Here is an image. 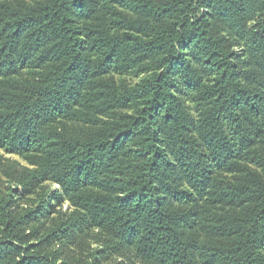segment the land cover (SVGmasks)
Masks as SVG:
<instances>
[{
  "label": "trees",
  "instance_id": "1",
  "mask_svg": "<svg viewBox=\"0 0 264 264\" xmlns=\"http://www.w3.org/2000/svg\"><path fill=\"white\" fill-rule=\"evenodd\" d=\"M0 151V264H264V0H0Z\"/></svg>",
  "mask_w": 264,
  "mask_h": 264
},
{
  "label": "rangeland",
  "instance_id": "2",
  "mask_svg": "<svg viewBox=\"0 0 264 264\" xmlns=\"http://www.w3.org/2000/svg\"><path fill=\"white\" fill-rule=\"evenodd\" d=\"M1 152V151H0ZM8 159H11L12 161H17V162H19V163H21L22 165H24V163H23V161L22 160H20V159H18V158H16V157H12V156H6ZM109 264H111V263H109Z\"/></svg>",
  "mask_w": 264,
  "mask_h": 264
}]
</instances>
